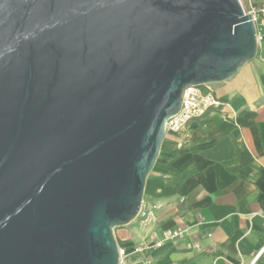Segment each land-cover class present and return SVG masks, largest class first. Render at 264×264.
Here are the masks:
<instances>
[{
	"label": "water",
	"instance_id": "95a60500",
	"mask_svg": "<svg viewBox=\"0 0 264 264\" xmlns=\"http://www.w3.org/2000/svg\"><path fill=\"white\" fill-rule=\"evenodd\" d=\"M257 52L241 0H0V264H120L185 89Z\"/></svg>",
	"mask_w": 264,
	"mask_h": 264
},
{
	"label": "crops",
	"instance_id": "0c3cea01",
	"mask_svg": "<svg viewBox=\"0 0 264 264\" xmlns=\"http://www.w3.org/2000/svg\"><path fill=\"white\" fill-rule=\"evenodd\" d=\"M259 51L235 76L208 85L220 107L166 135L147 179L146 215L115 229L129 252L126 264H264V49ZM212 117L219 121L202 123ZM177 229L185 235L167 239ZM138 246L144 247L135 252Z\"/></svg>",
	"mask_w": 264,
	"mask_h": 264
},
{
	"label": "built area",
	"instance_id": "2783aa9c",
	"mask_svg": "<svg viewBox=\"0 0 264 264\" xmlns=\"http://www.w3.org/2000/svg\"><path fill=\"white\" fill-rule=\"evenodd\" d=\"M245 9V8H244ZM252 15L256 26V36L258 50L264 49V3L253 4L250 9L245 10ZM208 87V85H206ZM221 102L212 91H204L201 86H191L185 89L183 93L182 106L179 112L171 116L166 122V135L169 133H178L184 129L191 121L203 117L211 108L220 107ZM146 212L141 207L139 216H145ZM185 229H177L166 233L167 239L176 240L185 235ZM119 243V242H118ZM161 242H158L160 244ZM198 246V245H197ZM144 246L135 248V252L142 251ZM120 264H126L129 252L119 243ZM145 261L143 264H149Z\"/></svg>",
	"mask_w": 264,
	"mask_h": 264
},
{
	"label": "rangeland",
	"instance_id": "374dc122",
	"mask_svg": "<svg viewBox=\"0 0 264 264\" xmlns=\"http://www.w3.org/2000/svg\"><path fill=\"white\" fill-rule=\"evenodd\" d=\"M241 2L243 4V7L245 8V10H248V9H250L251 5L264 3V0H241ZM259 52L260 51L258 50L257 55H258ZM257 55H256V57H257ZM159 157H160V155H159ZM137 217H139V215ZM116 230H117V228H116Z\"/></svg>",
	"mask_w": 264,
	"mask_h": 264
},
{
	"label": "trees",
	"instance_id": "16d2710c",
	"mask_svg": "<svg viewBox=\"0 0 264 264\" xmlns=\"http://www.w3.org/2000/svg\"><path fill=\"white\" fill-rule=\"evenodd\" d=\"M201 87H202V89H203L205 92L209 90L208 87H207L206 85H201ZM218 121H219V119H218L217 117H212V118H210V119H208V120H204V121H202V123H203V124H207V125H211V124L216 123V122H218Z\"/></svg>",
	"mask_w": 264,
	"mask_h": 264
}]
</instances>
